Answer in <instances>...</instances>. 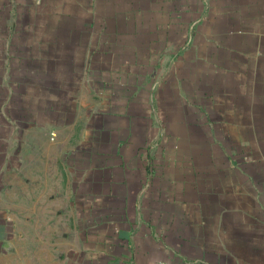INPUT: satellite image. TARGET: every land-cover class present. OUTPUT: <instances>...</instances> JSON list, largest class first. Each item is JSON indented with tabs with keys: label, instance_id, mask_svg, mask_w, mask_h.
I'll return each mask as SVG.
<instances>
[{
	"label": "crops",
	"instance_id": "1",
	"mask_svg": "<svg viewBox=\"0 0 264 264\" xmlns=\"http://www.w3.org/2000/svg\"><path fill=\"white\" fill-rule=\"evenodd\" d=\"M0 59L56 131L5 153L0 264H264V0H0Z\"/></svg>",
	"mask_w": 264,
	"mask_h": 264
},
{
	"label": "rangeland",
	"instance_id": "2",
	"mask_svg": "<svg viewBox=\"0 0 264 264\" xmlns=\"http://www.w3.org/2000/svg\"><path fill=\"white\" fill-rule=\"evenodd\" d=\"M204 31V29H201ZM129 47H131V45H128ZM147 45H137V48L140 49L142 47H145ZM167 45H159L158 49L153 48V51L149 52L152 53L155 57L158 55V53L163 52V51H167L169 49V46L166 47ZM177 47V45H176ZM218 59H216L217 61ZM130 62V61H128ZM218 63H220V60L218 61ZM2 65H6L5 60H1L0 59V217L4 216L6 214V199L8 196L11 195V199H15V204L14 206H16V208H21L22 207H26V208H31L32 206H35L30 204L29 200L30 197L32 196V200H34V198L36 199L38 197V194L40 192L39 189L35 188V187H30V188H26L24 187L22 184L19 186H16L14 188H9L7 187V183H17L19 180L16 179V175H20V176H24L25 173H27L31 167L29 168H25V170H23V172L21 171L22 169H17L16 172H14L13 167H16L15 165L11 166V171H7L5 169V165L7 163L6 162V155L5 153H7L8 151L13 152L15 149H22L24 152L27 153V155L24 157V160L26 159H30V157H32L31 155L33 153H36V151H38L39 149L43 148V143H42V136L44 135V133L46 134L48 141L50 142H54V138H55V134L56 131L54 128H49L47 127V125H42V123H37L36 121L40 118L43 117V115L40 114V112L38 111H42V108L40 106H38V98L36 99V94L35 93H29V92H25L23 93L20 89L15 90L14 88L16 87L11 85L12 83H16L17 79H21L22 77L20 76H15V75H4L2 74L4 70H2ZM117 78V77H116ZM119 78V77H118ZM147 79H149V77H147ZM126 82H133L135 80L138 81V83H141L142 80H145L144 76H127L126 77ZM212 79L210 78V81ZM147 83V81H146ZM151 82H149L150 84ZM175 97V96H174ZM176 98V97H175ZM41 108V109H40ZM225 109V108H224ZM224 109L218 111L216 117L221 118V120L223 118H226L225 120H227L228 117H230L229 115H234V112H230L229 109ZM224 111V112H223ZM45 117H50L52 119H54V115L52 114L51 111H47L43 113ZM192 119H194V115H192ZM243 116V115H242ZM245 116V113H244ZM191 119V120H192ZM218 119V118H217ZM29 123V124H28ZM208 131L210 132H214L217 135V138H221V135H224L225 133H233V135L238 133H246V129L244 127H246V123H243L241 126H243V130L242 132H239V129L237 128V132H236V126L237 124L235 123H207L206 124ZM239 126V125H238ZM240 127V126H239ZM261 128H264V123L261 124ZM257 131V130H256ZM17 136L19 138V140H15V144L13 143L12 139H8L10 138V136L12 135ZM17 133V134H16ZM22 133H26V140H23L22 138H20V135ZM221 134V135H220ZM263 134H264V130H263ZM257 135L256 132V138L254 140H251L250 143H255L256 147H260V148H264V135ZM225 138V137H224ZM231 140V141H230ZM248 141H240L238 139H235L233 137L232 139H227V144L228 145H239V146H243V147H248L249 143H247ZM53 147V146H51ZM14 148V149H13ZM42 159V157L40 158ZM41 162V161H38ZM44 164H38V165H34V166H41ZM22 166V165H19ZM36 170V173H38V167H35V169H33V171ZM41 191V190H40ZM25 197H27V202H22L21 200L24 199ZM19 216L20 212L17 214ZM18 220H16L17 223ZM20 221V220H19ZM0 222L2 223L3 227H7V223L4 220H0Z\"/></svg>",
	"mask_w": 264,
	"mask_h": 264
},
{
	"label": "built area",
	"instance_id": "3",
	"mask_svg": "<svg viewBox=\"0 0 264 264\" xmlns=\"http://www.w3.org/2000/svg\"><path fill=\"white\" fill-rule=\"evenodd\" d=\"M156 264H168V263L163 262V261H159V262H157Z\"/></svg>",
	"mask_w": 264,
	"mask_h": 264
}]
</instances>
